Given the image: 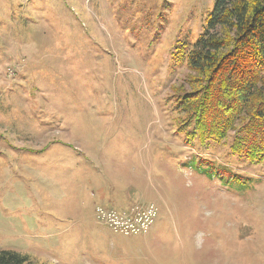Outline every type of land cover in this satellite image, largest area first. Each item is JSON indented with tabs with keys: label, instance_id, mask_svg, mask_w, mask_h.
Wrapping results in <instances>:
<instances>
[{
	"label": "rangeland",
	"instance_id": "rangeland-1",
	"mask_svg": "<svg viewBox=\"0 0 264 264\" xmlns=\"http://www.w3.org/2000/svg\"><path fill=\"white\" fill-rule=\"evenodd\" d=\"M215 0H0V251L31 264H264V161L180 130ZM125 234L97 210L135 218Z\"/></svg>",
	"mask_w": 264,
	"mask_h": 264
},
{
	"label": "trees",
	"instance_id": "trees-1",
	"mask_svg": "<svg viewBox=\"0 0 264 264\" xmlns=\"http://www.w3.org/2000/svg\"><path fill=\"white\" fill-rule=\"evenodd\" d=\"M189 91L179 96L180 130L225 144L252 163L264 161V0H215L196 44L176 55ZM0 264H31L0 251Z\"/></svg>",
	"mask_w": 264,
	"mask_h": 264
},
{
	"label": "built area",
	"instance_id": "built-area-1",
	"mask_svg": "<svg viewBox=\"0 0 264 264\" xmlns=\"http://www.w3.org/2000/svg\"><path fill=\"white\" fill-rule=\"evenodd\" d=\"M97 218L103 220L104 223L114 231H120L127 235L146 234L156 217V211L149 207L147 210L138 214L135 218L129 216L121 217L115 212H106L101 209L97 210Z\"/></svg>",
	"mask_w": 264,
	"mask_h": 264
}]
</instances>
